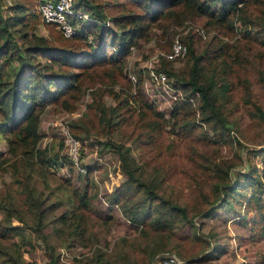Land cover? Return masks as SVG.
Listing matches in <instances>:
<instances>
[{"label":"rangeland","instance_id":"1","mask_svg":"<svg viewBox=\"0 0 264 264\" xmlns=\"http://www.w3.org/2000/svg\"><path fill=\"white\" fill-rule=\"evenodd\" d=\"M242 5L231 16L232 26L208 23V18L199 14L147 21L146 31L129 45L121 64L109 62L105 70L102 65L95 68L100 74L89 70L80 76L72 108L63 106L62 101L40 106V138L35 147L46 153H66L63 128L71 127L83 142L81 154L88 175L67 163L44 165L33 147L21 150L16 143L8 146L0 139L5 159L0 164V222L20 225L10 233L11 238L5 234L0 240L16 242L20 261L43 264L48 243L61 264H162L169 255L177 256L180 264H264V234L250 229L252 202L243 198L234 200V205H221L220 190L214 184L244 171L259 175L264 185V0H244ZM3 12L9 13L7 6ZM106 24L118 29L111 21ZM36 31L52 43L65 40L55 24L40 17ZM168 32L173 33L171 39L178 37L188 47L172 59L163 54L172 41ZM216 40L230 46L225 56L212 59ZM105 48L108 52L116 49L109 43ZM196 56H200L201 79L214 81L216 104L228 127L224 142L203 138L204 129L209 135L211 131L198 111L182 119L181 114L170 115L186 95L173 86L174 73L187 75ZM165 65L173 72L167 74ZM151 68L163 70L166 82L153 80ZM137 81L143 96L163 111L166 119L164 130L156 132L152 140L137 117L134 101L130 102L133 109L123 107L122 113L112 116L115 124L105 120L111 115L108 108L115 103L111 88L136 93ZM95 96H101L106 107L101 103L89 107ZM197 100L192 95L190 107L194 109ZM195 121L197 125L188 130L186 123ZM111 141L129 147L126 160L136 177L158 184L163 197L186 205L190 223L175 219L167 227L155 226V210L148 207L145 190L128 181L121 154ZM201 163L208 164L212 172L216 163L221 165V175L208 178ZM195 187L206 193L205 203H192ZM33 195L50 204L42 218L32 204ZM210 206L211 213L206 214Z\"/></svg>","mask_w":264,"mask_h":264},{"label":"trees","instance_id":"2","mask_svg":"<svg viewBox=\"0 0 264 264\" xmlns=\"http://www.w3.org/2000/svg\"><path fill=\"white\" fill-rule=\"evenodd\" d=\"M243 1L114 0L111 2L75 0L74 10L79 11L81 9L90 18L87 20L83 17L72 16L71 20L77 25V30L70 38L77 41H70L68 36L62 33L65 40L61 38L60 43H52L45 35L36 31L40 17L39 0H11L10 3L0 0V139L6 140L8 146H13L16 143L21 150H24L25 146L33 147L35 150L34 155L44 165L59 166L65 163L73 165L67 152L46 153L39 146L35 147L40 138L38 132L40 106L53 101H62L63 106L72 108L74 106L75 91L80 89L81 86L80 76L89 70H93L95 74H100V69L95 68L102 65L101 70H105L104 66L109 62H120L121 64L127 54L129 45L136 37L142 36L146 31L149 25V23H146L147 21L156 23L160 19L171 17L173 20H177L178 16L192 17L191 15L199 14L206 16L208 23L215 21L232 26L231 16L239 8L241 9ZM213 5L215 8H213ZM4 6H7L9 13L4 14ZM84 19L88 22L83 23ZM106 20L111 21L118 29L106 24ZM46 23L52 24L51 22ZM168 33L169 38L172 37L173 33ZM173 38H170V40H173ZM108 43L116 49L108 52L105 48ZM229 46V43L224 40L214 41L211 58H222ZM186 48H188L187 44ZM199 59L200 56L195 57L187 75L180 74V71L174 73L176 81L173 82V86L186 95L182 98L183 101L177 102L172 107L170 115L177 117L181 114L180 118L182 119L196 110L200 115V119L206 123L211 131L209 135L204 129L203 138L214 143L224 142L228 133L227 122L224 114L216 104L214 81L201 79ZM73 69L76 71H72ZM164 69L167 74L173 72L168 65H165ZM89 74L92 73L89 72ZM135 84L138 91L136 93L129 91V89L124 91L123 89L115 90L111 88L115 103L108 108L111 115L106 116L105 120L110 125L115 124L116 122L112 123L111 121L112 116H118L122 113L120 110L123 107L124 110L133 109L130 102L134 101L137 103L135 108H138L137 117L143 121V126L147 128V138L152 140L156 132L164 130L166 119L163 111L157 109L152 101L143 96L140 81L135 82ZM227 86L225 84V87ZM120 92L123 95H120ZM66 93H68L66 96L61 97ZM192 95L198 99L194 109L190 107ZM100 103L106 107L102 102V97L95 96V100L89 103V107L93 108ZM187 124L188 130L197 125L196 121ZM70 130L77 136L71 127ZM106 143L107 141H105ZM111 144L121 154L123 170L127 173L128 181H135L138 188L141 186L145 190L147 205L148 207L153 206L155 210V215L152 217L155 226L167 227L170 223L176 222L175 219H183L186 223L191 222L188 208L184 203L171 201L163 197L157 190L158 184L148 182L134 175L131 163L126 160L129 147H123L122 143L117 141H111ZM12 151L14 152V148H12ZM261 152L264 155V148ZM4 161L3 152L0 151V164ZM215 165V172H212L211 167L206 163H201V170L208 178L213 175L218 177L222 173V166L217 165V163ZM89 171L87 167L84 172L88 175ZM214 184L220 190L217 195L222 202L221 205H234V200L243 198L252 202L251 207L254 209V216L250 221V229L264 234V185L259 175L238 171L234 174V177L228 176L226 180L215 181ZM199 187L194 188L195 199L192 202L194 205L197 202L205 203L207 201L206 193L204 190H199ZM30 190H33V188H30ZM86 193L87 187L82 192V197L86 196ZM32 197V204L36 209V213L41 217L50 204H45V199L36 195ZM41 204H43L42 207H40ZM211 208L210 206L209 209H205V213L210 214L211 211L209 210ZM68 217V215H65V218ZM19 227V224L6 225L0 222V237L7 234L11 238L10 233L16 231ZM44 239L46 240L45 237ZM19 255L20 250L15 241L11 240L5 243L0 240V264H25L19 260ZM45 256L46 260L43 264H61L59 255L53 245L47 243ZM160 257L162 258L163 255Z\"/></svg>","mask_w":264,"mask_h":264},{"label":"built area","instance_id":"3","mask_svg":"<svg viewBox=\"0 0 264 264\" xmlns=\"http://www.w3.org/2000/svg\"><path fill=\"white\" fill-rule=\"evenodd\" d=\"M75 0H39L38 10L40 12V18L44 22L54 23L65 36H72L76 30L77 25L72 22V16L90 17L87 13L81 10H74ZM186 52V44L180 40L178 37H174L170 49L165 51L163 54L166 58H174L182 55ZM134 75H132L133 77ZM149 76L156 82H166V73L163 70L150 69ZM64 134V145L66 152L69 156L72 164L81 171H86L87 167L83 163V158L81 154V148L83 142L78 136H75L68 127L63 128ZM101 160L100 157H96ZM102 161V160H101ZM162 264H180L179 259L175 255H169L163 259Z\"/></svg>","mask_w":264,"mask_h":264}]
</instances>
